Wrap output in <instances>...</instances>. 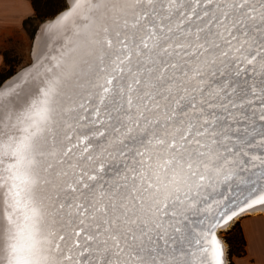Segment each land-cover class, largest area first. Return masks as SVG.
<instances>
[{"label":"snow or ice","instance_id":"6c2138e0","mask_svg":"<svg viewBox=\"0 0 264 264\" xmlns=\"http://www.w3.org/2000/svg\"><path fill=\"white\" fill-rule=\"evenodd\" d=\"M91 9L9 137L8 264H223L228 206L264 205V0Z\"/></svg>","mask_w":264,"mask_h":264},{"label":"bare ground","instance_id":"6f19581e","mask_svg":"<svg viewBox=\"0 0 264 264\" xmlns=\"http://www.w3.org/2000/svg\"><path fill=\"white\" fill-rule=\"evenodd\" d=\"M95 0H70V8L58 18H50L43 23V30L34 48V64L22 78L10 84L5 95L0 96V264H8L7 254L9 245L23 224V195L17 197L19 181L13 178L15 157L12 155L14 145L18 141L14 137L20 126L21 117L28 111L31 103L36 99L37 91L51 78L57 65H64L76 55L82 34L88 30L94 15L91 4ZM16 127H13V126ZM17 200L21 204H17ZM242 205L234 204L227 208L239 212ZM264 213V205L257 204L252 208L235 215L226 225L219 227V231L228 228L240 217L251 214ZM227 215V213H225ZM209 219H223L214 210ZM218 236L221 238L220 234ZM223 252L227 254V244L222 239ZM221 246V245H220ZM221 248V249H222ZM225 264H229L227 256Z\"/></svg>","mask_w":264,"mask_h":264},{"label":"crops","instance_id":"0c3cea01","mask_svg":"<svg viewBox=\"0 0 264 264\" xmlns=\"http://www.w3.org/2000/svg\"><path fill=\"white\" fill-rule=\"evenodd\" d=\"M34 14L31 0H0V72L7 68L5 53L27 41L24 21ZM240 224L246 251L234 255L233 264H264V213L244 215Z\"/></svg>","mask_w":264,"mask_h":264},{"label":"trees","instance_id":"16d2710c","mask_svg":"<svg viewBox=\"0 0 264 264\" xmlns=\"http://www.w3.org/2000/svg\"><path fill=\"white\" fill-rule=\"evenodd\" d=\"M31 2L35 10V14L34 16L29 17L24 21V28L29 33L30 38L34 39L36 31L38 30V24H41L49 18H53L63 10V5L61 3L63 2V0H31ZM5 60L7 68L0 72V85L17 72L7 52L5 53ZM233 228L237 231L235 239L240 242V245L239 249L235 247V249L229 252V255H231L232 257L234 255L241 256L246 251V241L241 224L237 222ZM236 244L237 243H235V245ZM230 264H233L232 258L230 260Z\"/></svg>","mask_w":264,"mask_h":264},{"label":"rangeland","instance_id":"374dc122","mask_svg":"<svg viewBox=\"0 0 264 264\" xmlns=\"http://www.w3.org/2000/svg\"><path fill=\"white\" fill-rule=\"evenodd\" d=\"M61 3L63 5V10L68 7L67 0H63V2H61ZM49 19H47V20H49ZM47 20H45V21H47ZM40 26H41V24H38L37 28L39 29ZM37 31H36V33H37ZM27 35H28V39H27V41H25V43H23V45L18 46L14 50H10L7 52L8 56L12 60V64L15 66L17 71L20 70L21 68L29 65L32 62V43H33L34 39L30 38V35L28 32H27ZM237 222L240 223V218L238 220H236L234 223H232L231 226H229L228 228L222 229L219 232L221 238H223L225 243L227 244L226 251H227V257L229 260V264H230V260L232 258V256L229 255V252H231L233 249H235V247L237 249H239V245H240V242L235 239L237 231H236V229L233 228ZM235 243H237V244L235 245Z\"/></svg>","mask_w":264,"mask_h":264},{"label":"water","instance_id":"95a60500","mask_svg":"<svg viewBox=\"0 0 264 264\" xmlns=\"http://www.w3.org/2000/svg\"><path fill=\"white\" fill-rule=\"evenodd\" d=\"M67 2H68V7L67 8H65L64 10H62L61 12H59L57 15H55L53 18H54V20L56 19V18H58L61 14H63L64 12H66L69 8H70V6H71V4H70V0H67ZM43 23H45V22H42L41 23V26H40V28L38 29V31H37V33H36V35H35V38H34V40H33V43H32V62L29 64V65H27V66H25V67H23V68H21L20 70H18L15 74H13L10 78H8L6 81H4L1 85H0V96H3V95H5L6 94V92H7V90H8V88L11 86L10 84H13L12 82L14 81V80H17V79H19V78H22V77H24L25 75H26V73L28 72V70L33 66V64H34V61H35V58H34V48H35V46H36V43H37V41H38V38H39V36H40V34H41V32H42V30H43ZM240 213V211L239 212H237V214H239ZM235 216H233V218H234ZM232 218V219H233ZM231 219V220H232ZM231 220H229L227 223H229ZM227 223H221L220 224V226L219 227H221V226H224V225H226ZM219 227H217V228H215V235H216V238H217V240L220 242V245H221V248H222V239L223 238H220L219 236H218V234H219ZM224 240V239H223ZM222 252H223V248H222ZM227 256V254L225 253V252H223V255H222V262H223V264H225V260H224V258ZM228 258V257H227Z\"/></svg>","mask_w":264,"mask_h":264}]
</instances>
